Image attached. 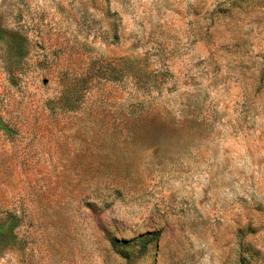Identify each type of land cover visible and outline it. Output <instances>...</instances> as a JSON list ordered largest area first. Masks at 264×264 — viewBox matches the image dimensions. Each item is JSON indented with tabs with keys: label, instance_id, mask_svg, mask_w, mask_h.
Here are the masks:
<instances>
[{
	"label": "rangeland",
	"instance_id": "obj_1",
	"mask_svg": "<svg viewBox=\"0 0 264 264\" xmlns=\"http://www.w3.org/2000/svg\"><path fill=\"white\" fill-rule=\"evenodd\" d=\"M0 264H264V0H0Z\"/></svg>",
	"mask_w": 264,
	"mask_h": 264
},
{
	"label": "trees",
	"instance_id": "obj_2",
	"mask_svg": "<svg viewBox=\"0 0 264 264\" xmlns=\"http://www.w3.org/2000/svg\"><path fill=\"white\" fill-rule=\"evenodd\" d=\"M0 229H1V226H0Z\"/></svg>",
	"mask_w": 264,
	"mask_h": 264
}]
</instances>
